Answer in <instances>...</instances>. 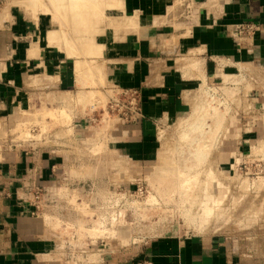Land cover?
Returning a JSON list of instances; mask_svg holds the SVG:
<instances>
[{"label":"rangeland","instance_id":"1","mask_svg":"<svg viewBox=\"0 0 264 264\" xmlns=\"http://www.w3.org/2000/svg\"><path fill=\"white\" fill-rule=\"evenodd\" d=\"M10 1L15 7L0 0V29L31 31L42 17L49 36L60 30L59 41H50V36L49 43L65 47L76 61L77 74L82 72L69 93L45 98L37 93L44 84L40 88L29 71L22 83L24 104L17 109L20 118L0 130V153L24 151L28 166L22 172L13 169L12 175L21 181V197L39 211L48 239L56 244L59 264H145L146 257L163 248L192 256L201 243L221 246L234 256L260 249L256 238L264 214L262 75L238 66L229 72L232 67L225 61H215L217 71H206L194 54L179 48L176 36L155 33L161 49L167 44L176 52L173 70L183 81L182 87L170 89L178 91L175 106L166 105L163 93V108L156 104L157 110L145 116L147 100L154 99L151 90L160 93L162 88L123 85L101 61L100 34L126 29L114 20L119 14L114 17L105 7L114 0L88 7L90 15L85 10L81 21L60 14L61 24L50 0ZM138 32L144 33L140 25ZM211 132L216 134L209 143ZM142 140L143 149L128 146ZM202 144L206 148H200ZM168 159L176 166L175 177L156 172ZM45 160L54 161L53 167L41 169ZM193 174L198 175L194 188L187 182L185 187L179 177Z\"/></svg>","mask_w":264,"mask_h":264},{"label":"crops","instance_id":"2","mask_svg":"<svg viewBox=\"0 0 264 264\" xmlns=\"http://www.w3.org/2000/svg\"><path fill=\"white\" fill-rule=\"evenodd\" d=\"M117 2H121L123 10L120 13L111 10L112 14H119L118 17L113 14L114 20L116 24L126 25V29L122 28L119 33L114 30L113 33L100 34V57L105 71L109 70V75H116L119 83L131 87L145 84L147 87L162 88L160 93L151 90L149 95L154 96V101L147 100L145 116L157 110L154 109L156 104L159 110L163 108V93L168 99L166 105L175 106L178 103V91L170 89L182 87L183 81L173 70V56L176 52L167 44L161 49L153 39L155 33L156 37L163 35L169 39L176 36L179 48L194 54L197 59L195 62L200 61L201 68L204 65L206 71H209L208 67L213 68L215 61H225L232 67L229 72H235L238 66L244 70L253 69L264 77V0ZM10 3L9 0L8 5ZM246 21L260 23L262 31L238 44L233 27ZM42 22V17H37L36 25L31 31L24 27L17 32H11L10 28L6 29L4 26L0 29V130L13 125L20 118L17 109L24 104L22 101L26 91L22 83L27 82L25 76L29 71L34 72V81L41 85L40 88L43 84L48 88L42 87L37 92L39 97L69 93L78 80L76 61L65 47L49 43V32L44 30ZM138 25L144 33L138 32ZM211 70L217 71L218 68ZM157 98L159 101L155 100ZM261 100L264 103V99ZM137 142L128 146L143 149V140ZM0 155V264H59L54 252L56 244L53 239H48L39 211H35L21 197L18 192L21 181L16 175H12L14 170L22 172L28 166L24 151L4 149ZM39 165L41 169L43 166L53 167L54 161L45 160ZM259 226L261 229L258 237H254L260 247L257 251L249 249L240 256H234L229 251L226 254L221 246L208 247L201 243L198 245V252L192 256L187 255V251L182 253L181 249L171 251L170 248H163L162 252L146 257L144 263L264 264V214Z\"/></svg>","mask_w":264,"mask_h":264},{"label":"bare ground","instance_id":"3","mask_svg":"<svg viewBox=\"0 0 264 264\" xmlns=\"http://www.w3.org/2000/svg\"><path fill=\"white\" fill-rule=\"evenodd\" d=\"M16 1H18V0H16ZM31 1V0H30ZM33 1V0H32ZM41 2H42V0H40ZM40 1H38V2H40ZM50 1H52V3L54 4H52L51 3V5H52V7L54 8L53 10H56V12L55 11H53V13L55 12L56 14V16H54L55 18H57V17H59V15L60 14H63V15H66L67 16V18H69V16H71V14H73L74 15V19H75V17L76 18H78V19H80L81 17H83V14H84V12H85V10H86V12H87V10H89L90 8H88V7H91V6H99V7H103V5H102V2L103 1H107V0H50ZM112 1V0H111ZM11 2V1H10ZM23 2H24V0H23ZM22 2V4H24ZM36 3H38L37 1H35ZM40 2V3H41ZM93 2V3H92ZM110 2V1H109ZM17 3H19V1L17 2ZM27 3V2H26ZM25 3V6H27V4ZM36 3H35V5H36ZM14 5H16V2L15 3H13ZM30 4V3H29ZM31 4H32V2H31ZM42 5H44V3H41ZM40 4V5H41ZM95 4V5H94ZM20 5H21V2H20ZM55 6V7H54ZM106 6H108V8L109 9H111V10H114V11H116V12H118V13H120V12H122V4H121V2H117V0H114L113 1V3L111 4H108V1H107V5L105 4V7ZM44 7H46V5L44 6ZM112 8H114V9H112ZM38 9V8H37ZM47 10H49V9H47ZM51 10V9H50ZM49 10V11H50ZM32 11V10H31ZM46 11V10H45ZM49 11H47V12H49ZM68 11H69V13H70V15H68L69 13H68ZM52 12V11H51ZM90 12V11H89ZM88 13V12H87ZM86 14V13H85ZM88 15H90L89 13H88ZM66 16H65V19L66 20H68L67 18H66ZM86 17V16H85ZM89 17V16H88ZM60 18V17H59ZM71 18V17H70ZM72 18H73V16H72ZM71 18V19H72ZM84 18V17H83ZM54 19V18H53ZM69 19V21H71L72 22V20H74V19ZM88 18H86V20H87ZM56 20H58V18L56 19ZM65 20V21H66ZM85 20V19H84ZM84 20H82V21H84ZM59 22V24H61L60 23V20H58ZM80 21H81V19H80ZM95 21V20H94ZM77 22H79L78 20H77ZM76 23V22H75ZM75 23H72V24H75ZM71 24V25H72ZM77 24H79V23H77ZM84 24H85V22H84ZM66 26V25H65ZM57 27H59V26H57ZM73 27V26H72ZM81 27H83V25L81 26ZM54 28H56V26H54ZM78 29L77 30H79V29H81V28H79V27H77ZM83 29V28H82ZM59 29H57V31L56 30H54L55 31V35H52L51 33L52 32H50V36H53V40H52V37H50L49 39H51L50 41H55L56 42V40L55 39H58L57 41H59V37H60V35H58L57 34V32L59 33V31H58ZM84 32V31H83ZM82 32V33H83ZM81 33V32H80ZM60 34V33H59ZM59 36L58 38H56V36ZM84 35H85V33H84ZM73 36V35H72ZM78 36H80V35H78ZM86 36H87V34H86ZM82 37H84V36H82ZM79 38V37H78ZM81 39V38H80ZM84 39H85V37H84ZM75 40H76V38H75ZM78 41V40H77ZM81 41V40H80ZM67 42H68V40L66 41V44H67ZM73 42V41H72ZM57 43V42H56ZM74 43V42H73ZM68 44H70V43H68ZM72 44V43H71ZM70 44V45H71ZM67 46V45H66ZM69 46V45H68ZM72 47V46H71ZM197 64V63H196ZM78 67H79V65H78ZM77 67V68H78ZM79 69V68H78ZM80 73V72H79ZM77 74V75H81V73L80 74ZM82 76H83V74H82ZM78 77V76H77ZM79 79H80V77H78ZM82 79H84V77H82ZM81 80V79H80ZM84 82V81H83ZM82 83V82H81ZM67 92V91H66ZM72 92V91H71ZM60 111H62V112H66L65 110H60ZM47 113H52V110H50L49 109V111H47ZM21 123H23V122H21ZM21 123H20V127H18V128H21ZM24 124V123H23ZM19 125V124H18ZM211 134L212 135H210V137H209V143H211V141H212V139H213V137H214V135L216 134V133H214V132H211ZM200 136V135H199ZM194 142H195V140H194ZM200 142V141H199ZM198 143V142H197ZM203 146H200L199 145V147L200 148H206V146L204 145V144H202ZM163 148V147H162ZM164 150H165V148H164ZM167 156V155H166ZM168 157V156H167ZM169 160V159H168ZM173 160V159H172ZM200 160V159H199ZM202 160V159H201ZM165 161V160H164ZM202 162V161H201ZM204 162V161H203ZM187 163V162H186ZM200 163V162H199ZM182 164V163H181ZM198 164V163H197ZM186 165V164H185ZM179 166V165H178ZM183 166V165H182ZM202 166V165H201ZM120 168V167H119ZM156 169V172L157 171H159V173L160 174H162L163 176L165 175V176H173V177H175V170H176V166L174 165V162L173 161H171V160H169V161H166V163L164 164V165H161V166H158L157 168H155ZM184 169V168H183ZM180 170H181V168H180ZM178 171V170H177ZM183 172V171H182ZM181 172V173H182ZM184 173H185V171H184ZM198 174V173H197ZM176 175H178L177 173H176ZM187 175H188V173H187ZM190 175V174H189ZM194 176H186V175H184V177H181L180 175V180H181V178H183L184 180L182 181V183H184L185 184V182H187V183H190V185H194L192 182L194 181V180H196L197 179V176L198 175H196V174H193ZM186 176V177H185ZM177 177V176H176ZM178 178V179H179ZM175 179V178H174ZM211 179H212V181H214V182H216V184H218V181H217V179L214 177V176H211ZM214 179V180H213ZM196 182V181H195ZM181 183V184H182ZM186 183V184H187ZM183 184V186H185ZM196 184H197V182H196ZM189 185V186H190ZM182 186V187H183ZM217 186V185H216ZM185 187H188V185H186ZM184 187V188H185ZM191 187V186H190ZM189 188V187H188ZM192 188H194V186L192 187ZM192 188H190V189H192ZM216 189H218V188H216ZM187 191H188V189H186ZM185 190V191H186ZM219 193H220V191H219ZM207 196V195H206ZM220 197H222V194H221V196ZM206 198V197H205ZM208 198H210V196L208 197ZM219 200V199H218ZM215 201H217V200H215ZM209 209H211V208H207V210H209Z\"/></svg>","mask_w":264,"mask_h":264},{"label":"built area","instance_id":"4","mask_svg":"<svg viewBox=\"0 0 264 264\" xmlns=\"http://www.w3.org/2000/svg\"><path fill=\"white\" fill-rule=\"evenodd\" d=\"M261 31H262V25L260 23L251 22V21L241 22L233 27L235 41L238 44H242L246 38H251L255 36L257 33H260ZM232 76L233 75H231L230 79L233 78Z\"/></svg>","mask_w":264,"mask_h":264}]
</instances>
